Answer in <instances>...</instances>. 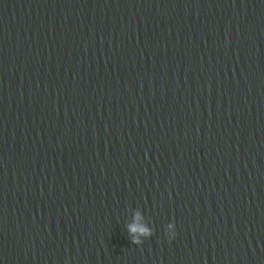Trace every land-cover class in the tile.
<instances>
[{
  "label": "water",
  "instance_id": "1",
  "mask_svg": "<svg viewBox=\"0 0 264 264\" xmlns=\"http://www.w3.org/2000/svg\"><path fill=\"white\" fill-rule=\"evenodd\" d=\"M0 264H264V0H0Z\"/></svg>",
  "mask_w": 264,
  "mask_h": 264
},
{
  "label": "clouds",
  "instance_id": "2",
  "mask_svg": "<svg viewBox=\"0 0 264 264\" xmlns=\"http://www.w3.org/2000/svg\"><path fill=\"white\" fill-rule=\"evenodd\" d=\"M128 230L134 244H141L144 238L152 235V229L144 222L143 216L140 213H136L134 221L129 225ZM165 231L170 240L174 239L177 235L175 223H168Z\"/></svg>",
  "mask_w": 264,
  "mask_h": 264
}]
</instances>
